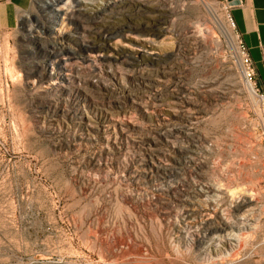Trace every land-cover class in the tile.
Wrapping results in <instances>:
<instances>
[{
    "label": "rangeland",
    "instance_id": "obj_1",
    "mask_svg": "<svg viewBox=\"0 0 264 264\" xmlns=\"http://www.w3.org/2000/svg\"><path fill=\"white\" fill-rule=\"evenodd\" d=\"M218 1L0 2V264H264V84Z\"/></svg>",
    "mask_w": 264,
    "mask_h": 264
},
{
    "label": "crops",
    "instance_id": "obj_2",
    "mask_svg": "<svg viewBox=\"0 0 264 264\" xmlns=\"http://www.w3.org/2000/svg\"><path fill=\"white\" fill-rule=\"evenodd\" d=\"M32 0H0L26 8ZM232 14L256 67V79L264 84V0H231Z\"/></svg>",
    "mask_w": 264,
    "mask_h": 264
},
{
    "label": "built area",
    "instance_id": "obj_3",
    "mask_svg": "<svg viewBox=\"0 0 264 264\" xmlns=\"http://www.w3.org/2000/svg\"><path fill=\"white\" fill-rule=\"evenodd\" d=\"M45 1H46V4H44V6L48 7L49 6L48 2H50V0H45ZM119 2H121V0H111L105 6V3L103 2V0H75V3L78 6H80L79 9H83V10L89 9L92 5H94L102 11L105 10V13H106V9L107 10L112 9ZM218 2L222 6V9H224V11L226 13L227 21L236 34V37L238 40V48H239V52H240V56H241V58H239V59L241 60L240 64H241L242 69H243L244 79L246 81L253 83L255 93L257 95H260L259 94V87L257 86V83L255 81V78L257 75L256 67H255L254 61H253V59L249 53L248 47H247L246 43L244 42L242 35L237 28L236 21L234 19L233 14H232L233 5L231 3V0H219ZM79 27L80 26H76V28H75L76 30H74V31H76L78 37L81 38L83 36V32H82V30L81 31L78 30ZM117 27H118L117 33H120V34H124L125 32L134 33L135 31H137L138 29L141 28V27H137V25L134 21H129L127 23L120 24ZM82 44H83V42H82ZM152 77H154L155 79H154L153 87L151 90V94H149V96L154 94L160 98L163 96V94H161V93L157 94L156 93V87H155L156 81L158 80V77H160V76H152ZM175 129L183 130V128H175ZM201 192L202 191H200V193Z\"/></svg>",
    "mask_w": 264,
    "mask_h": 264
},
{
    "label": "bare ground",
    "instance_id": "obj_4",
    "mask_svg": "<svg viewBox=\"0 0 264 264\" xmlns=\"http://www.w3.org/2000/svg\"><path fill=\"white\" fill-rule=\"evenodd\" d=\"M57 3V2H56ZM102 110H103V108H102Z\"/></svg>",
    "mask_w": 264,
    "mask_h": 264
}]
</instances>
